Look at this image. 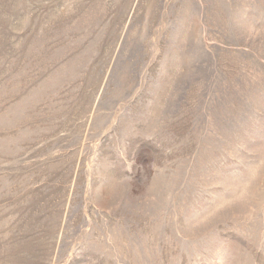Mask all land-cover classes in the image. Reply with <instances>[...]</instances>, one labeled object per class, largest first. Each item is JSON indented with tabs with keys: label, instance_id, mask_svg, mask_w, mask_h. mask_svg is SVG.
<instances>
[{
	"label": "rangeland",
	"instance_id": "1",
	"mask_svg": "<svg viewBox=\"0 0 264 264\" xmlns=\"http://www.w3.org/2000/svg\"><path fill=\"white\" fill-rule=\"evenodd\" d=\"M0 264H264V0H0Z\"/></svg>",
	"mask_w": 264,
	"mask_h": 264
}]
</instances>
